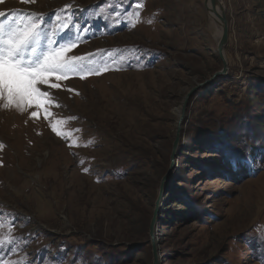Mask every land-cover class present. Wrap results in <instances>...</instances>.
Wrapping results in <instances>:
<instances>
[{"label": "rangeland", "instance_id": "rangeland-1", "mask_svg": "<svg viewBox=\"0 0 264 264\" xmlns=\"http://www.w3.org/2000/svg\"><path fill=\"white\" fill-rule=\"evenodd\" d=\"M221 2L197 87L204 0H0V50L76 45L47 119L0 96V264H153L154 217L158 264H264V0Z\"/></svg>", "mask_w": 264, "mask_h": 264}, {"label": "snow or ice", "instance_id": "snow-or-ice-1", "mask_svg": "<svg viewBox=\"0 0 264 264\" xmlns=\"http://www.w3.org/2000/svg\"><path fill=\"white\" fill-rule=\"evenodd\" d=\"M4 15L5 13H0V16ZM37 27L34 25L31 31H10L3 41L5 48L0 50V96H3L8 104L18 101L21 106L27 104L28 107L35 106L37 109H42L47 119L51 115L48 105L52 101L49 93L40 91L36 85L48 84V74L72 71L73 62L66 59L64 53L75 48L76 45H69L67 48L61 45L54 54H44L41 59L40 56L35 55L37 48L32 46L39 38ZM29 48L30 51L26 52ZM50 87L58 88L59 85L51 84ZM31 115L37 117L39 113L32 112ZM52 130L58 136L62 135L55 123L52 125Z\"/></svg>", "mask_w": 264, "mask_h": 264}, {"label": "water", "instance_id": "water-1", "mask_svg": "<svg viewBox=\"0 0 264 264\" xmlns=\"http://www.w3.org/2000/svg\"><path fill=\"white\" fill-rule=\"evenodd\" d=\"M204 6L205 9L210 13L213 14L214 16H216L219 20V25L221 26V33H220V37L217 40L216 43V48H217V53L222 61V68L220 70H218L216 73H214L210 79L205 80L203 83H201L200 85H198L197 87L203 86L206 83H211L214 79V77L217 75H224L226 74V69H227V64H226V60L224 57V53H223V47L226 44L227 40H228V21H227V17L225 14V10L224 7L222 5L221 0H204ZM196 89V88H195ZM194 89V90H195ZM190 94H188L185 97V102L188 98ZM185 103L184 105H182V108L180 110V115L178 117V121H177V135H178V131L180 129V123L182 121V119L184 118V111H185ZM176 135L174 142H173V147H172V152H171V163L173 162V155H174V151H175V147L178 141V136ZM165 179V178H164ZM155 216V215H154ZM155 218V217H154ZM154 218H152L151 220V224H150V239H151V249H152V255H153V264H158V254H157V247H156V242L152 233V227H153V223H154Z\"/></svg>", "mask_w": 264, "mask_h": 264}, {"label": "bare ground", "instance_id": "bare-ground-1", "mask_svg": "<svg viewBox=\"0 0 264 264\" xmlns=\"http://www.w3.org/2000/svg\"><path fill=\"white\" fill-rule=\"evenodd\" d=\"M210 17L212 20H214L216 22L215 27H216V36L219 38L220 37V33H221V26L219 25V20L216 16H214L213 14H210Z\"/></svg>", "mask_w": 264, "mask_h": 264}]
</instances>
